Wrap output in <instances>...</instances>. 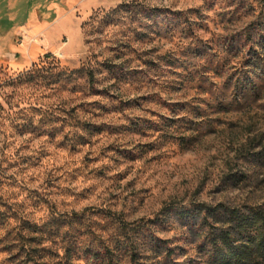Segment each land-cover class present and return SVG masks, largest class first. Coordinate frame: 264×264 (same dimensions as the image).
Wrapping results in <instances>:
<instances>
[{
	"label": "rangeland",
	"instance_id": "rangeland-1",
	"mask_svg": "<svg viewBox=\"0 0 264 264\" xmlns=\"http://www.w3.org/2000/svg\"><path fill=\"white\" fill-rule=\"evenodd\" d=\"M0 106V264H206L187 213L264 207V0H0Z\"/></svg>",
	"mask_w": 264,
	"mask_h": 264
},
{
	"label": "trees",
	"instance_id": "trees-1",
	"mask_svg": "<svg viewBox=\"0 0 264 264\" xmlns=\"http://www.w3.org/2000/svg\"><path fill=\"white\" fill-rule=\"evenodd\" d=\"M241 87L254 93L259 90L250 77L243 80ZM0 110L4 111L1 106ZM3 218L0 212V224ZM186 218L204 231L206 246L210 249L206 264H264V207L229 208L223 204L216 207L202 204L187 213ZM32 252L28 251L23 259L14 256L11 264H45L40 262L42 257L37 260ZM130 257L135 261L137 255L131 252Z\"/></svg>",
	"mask_w": 264,
	"mask_h": 264
}]
</instances>
